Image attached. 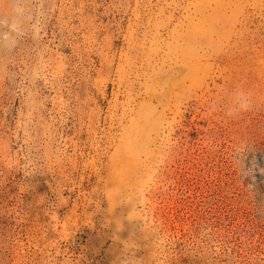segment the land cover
<instances>
[{"label":"rangeland","instance_id":"1","mask_svg":"<svg viewBox=\"0 0 264 264\" xmlns=\"http://www.w3.org/2000/svg\"><path fill=\"white\" fill-rule=\"evenodd\" d=\"M261 169L264 0H44L0 48V264H264Z\"/></svg>","mask_w":264,"mask_h":264},{"label":"clouds","instance_id":"2","mask_svg":"<svg viewBox=\"0 0 264 264\" xmlns=\"http://www.w3.org/2000/svg\"><path fill=\"white\" fill-rule=\"evenodd\" d=\"M5 4L7 11L0 12V48L12 51L19 41L29 34V31L33 35L38 34L44 0H5ZM235 95L239 102L235 107H229L225 111V117L238 119L242 114L255 110L251 92L237 91ZM211 110H216L214 104ZM254 151V145L247 137H241L233 149V158L239 163L248 153ZM260 171L264 173V169ZM258 211L264 219V207Z\"/></svg>","mask_w":264,"mask_h":264}]
</instances>
